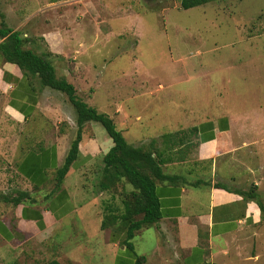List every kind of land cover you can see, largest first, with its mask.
I'll use <instances>...</instances> for the list:
<instances>
[{"label": "rangeland", "instance_id": "obj_1", "mask_svg": "<svg viewBox=\"0 0 264 264\" xmlns=\"http://www.w3.org/2000/svg\"><path fill=\"white\" fill-rule=\"evenodd\" d=\"M102 2L105 8L95 12L93 5L100 0H0V12H62L70 21L74 19L76 27L71 22L66 27L74 31L63 39L67 63L95 60L96 64L83 72V65L63 62L69 70L79 68L72 76L77 98L109 116L126 142L144 151L154 140L157 147L164 148L162 132L185 135L182 148L166 150L172 161L163 165V172L184 175L196 171L200 172L197 177L210 180L211 163L196 161V142L188 129L180 127L191 121L190 116L209 118L211 113L204 111L223 108L227 101L241 104L240 109L256 118H264V0H217L189 10H182L179 0ZM11 16L8 21L14 22L15 14ZM63 31L60 29L62 37ZM19 33L25 40L23 49L47 56L53 66L56 63L57 78L68 77L63 70L68 67L58 63L60 57L52 56L39 38ZM49 92L51 101L44 100L43 107H62L75 119L67 96ZM56 120L53 115L49 119L41 116L23 127L12 122L0 127L4 139L0 142L1 186L18 181L14 156L21 144L15 143L16 139L24 133V143L29 141L38 127L49 133ZM74 138L73 130L70 139ZM25 145V150L37 146ZM108 175L98 163L87 167L82 173L83 192L78 204L89 202L95 210L99 207L104 214L117 216L133 187L123 177L112 182ZM9 190L8 197L20 193ZM143 235V239L134 238L130 243L138 253L146 251L149 256L156 244V231L148 229ZM205 264H264V220L208 250Z\"/></svg>", "mask_w": 264, "mask_h": 264}, {"label": "crops", "instance_id": "obj_2", "mask_svg": "<svg viewBox=\"0 0 264 264\" xmlns=\"http://www.w3.org/2000/svg\"><path fill=\"white\" fill-rule=\"evenodd\" d=\"M93 8L100 12L105 3L100 0ZM12 14L16 20L9 22ZM1 22L13 32H21L25 37L30 33V38L32 35L39 38L52 56L60 57L58 63L62 66L67 63L69 56L63 39L74 29L66 27L69 22L75 27L77 24L74 19L70 21L68 15L1 11ZM60 29L64 30V37ZM58 35L61 37L59 44ZM2 42L0 39V44ZM67 64L83 65V72L96 65L95 60ZM67 64L68 69L63 68L68 74L65 80L76 89L72 76L79 68L69 70ZM55 66L56 63L53 67L57 72ZM36 80L0 55V127L9 122L23 127L41 116L49 119L53 115L57 119L49 133L38 127L29 141L24 143V133L16 139L15 143L21 144L16 147L14 156L18 181L11 186L0 184V264L51 261L59 264H136L137 258H144L143 264H205L208 250L216 249L227 237L261 222L256 200L242 194L253 188L257 200L264 205V118H256L240 109L241 104L227 101L224 109L215 107L204 111L211 113L209 118L198 120L199 116H190L191 121L180 127V130L188 129L196 142V161L211 163L210 180H202L197 177L200 172L193 171L178 175L182 179L176 182L157 184L155 195L161 217L155 224L137 230L133 237L143 239V232L153 228L156 244L149 256L146 251L138 253L129 241L130 249L125 242L128 221H112L102 228L104 216L108 214L99 207L95 210L89 202L83 206L78 204L83 192L82 173L94 163L104 167L103 157L113 146L112 140L97 126L99 123H84L78 156L56 189L55 172L68 154L74 140L70 139L73 130L76 136V114L72 119L67 115L69 111L62 107L58 109L53 104L43 107L44 100L51 101L49 91L52 90L40 86ZM84 84L87 85L86 81ZM193 129L195 132L191 133ZM162 133V136L173 134ZM3 141L0 137V142ZM26 142L27 146H37L25 150ZM198 181L204 183L195 186ZM9 188L28 197L14 204L11 200L20 193L8 197Z\"/></svg>", "mask_w": 264, "mask_h": 264}, {"label": "trees", "instance_id": "obj_3", "mask_svg": "<svg viewBox=\"0 0 264 264\" xmlns=\"http://www.w3.org/2000/svg\"><path fill=\"white\" fill-rule=\"evenodd\" d=\"M217 0H179L182 10H189L200 7ZM0 55L3 59L18 68L27 76L36 77L42 87L64 93L71 103L76 114L77 131L74 140L70 144L68 154L63 165L55 172V188L58 189L67 174L73 161L78 156V145L81 139V127L86 122L99 123L109 138L113 146L103 157V171L109 173V180L118 182L125 178L133 187L130 195L122 202L121 213L117 216L108 214L102 222V228L107 223L121 220L128 221L126 226V245L132 249L131 241L134 233L143 226H151L160 219L159 205L155 195V188L160 183H171L182 179L178 175H169L163 172L162 167L172 159L166 154L174 151L175 148L184 146V136L168 134L162 136L164 148L156 146V141L150 142L149 150H142L130 146L124 139L122 133L116 128L113 120L95 108L77 98L73 85L65 79H59L56 76L54 67L47 56L37 54L31 50L23 49L25 40L19 32H13L4 22L0 23ZM195 130H191V133ZM204 182L198 181L194 185H202ZM38 188L39 186H34ZM219 188V186H216ZM248 199H255L261 213V221L264 220V205L257 200V194L251 188L249 192L243 193ZM28 197L25 193L18 194L17 198L11 201L18 204L22 198ZM5 200V198H4ZM144 258H137L136 264H143ZM46 264H59L51 261Z\"/></svg>", "mask_w": 264, "mask_h": 264}]
</instances>
